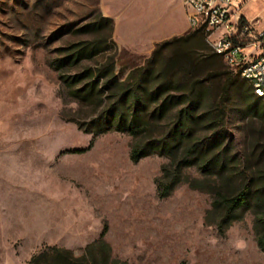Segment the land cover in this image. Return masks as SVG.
I'll use <instances>...</instances> for the list:
<instances>
[{"label":"rangeland","instance_id":"rangeland-1","mask_svg":"<svg viewBox=\"0 0 264 264\" xmlns=\"http://www.w3.org/2000/svg\"><path fill=\"white\" fill-rule=\"evenodd\" d=\"M240 13L264 24V0H243ZM98 18L111 20L105 53L120 80L190 30L181 0H0V264L49 247L80 257L102 233L116 264H264L251 213L219 232L206 192L181 183L158 197L164 157L133 163L129 136L87 126L94 107L71 97L53 62L90 40L77 31ZM77 69L64 66L63 78ZM249 121L229 117L237 153ZM182 175L205 181L195 169Z\"/></svg>","mask_w":264,"mask_h":264},{"label":"trees","instance_id":"trees-1","mask_svg":"<svg viewBox=\"0 0 264 264\" xmlns=\"http://www.w3.org/2000/svg\"><path fill=\"white\" fill-rule=\"evenodd\" d=\"M77 32L90 40L68 47V54L56 59L53 68L73 99L94 107L96 117L87 125L94 135L129 136L133 163L164 157L167 162L155 180L158 197H168L181 183L206 192L211 196L209 213L216 216L221 233L251 213L256 245L264 253V99L207 47L202 27L157 43L123 80L114 72L115 57L105 53L111 20L95 19ZM64 66L77 67V73L64 79ZM233 113L250 120L240 153L233 150L228 131ZM185 169L197 170L205 181L184 177ZM103 235L80 257L49 247L27 264H116Z\"/></svg>","mask_w":264,"mask_h":264},{"label":"built area","instance_id":"built-area-1","mask_svg":"<svg viewBox=\"0 0 264 264\" xmlns=\"http://www.w3.org/2000/svg\"><path fill=\"white\" fill-rule=\"evenodd\" d=\"M243 0H181L190 30L202 27L205 40L226 66L264 91V24L240 13Z\"/></svg>","mask_w":264,"mask_h":264},{"label":"bare ground","instance_id":"bare-ground-1","mask_svg":"<svg viewBox=\"0 0 264 264\" xmlns=\"http://www.w3.org/2000/svg\"><path fill=\"white\" fill-rule=\"evenodd\" d=\"M243 79H245L246 81H248V82L251 84V82H250V78H243ZM251 86H252V90H253L254 95H255L256 97H258V98H262V99H264V91H257V90L253 87V85H251Z\"/></svg>","mask_w":264,"mask_h":264}]
</instances>
